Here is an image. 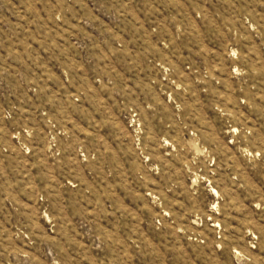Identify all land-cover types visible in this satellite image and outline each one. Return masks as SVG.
Segmentation results:
<instances>
[{"label": "rangeland", "instance_id": "1", "mask_svg": "<svg viewBox=\"0 0 264 264\" xmlns=\"http://www.w3.org/2000/svg\"><path fill=\"white\" fill-rule=\"evenodd\" d=\"M0 264H264V0H0Z\"/></svg>", "mask_w": 264, "mask_h": 264}, {"label": "bare ground", "instance_id": "2", "mask_svg": "<svg viewBox=\"0 0 264 264\" xmlns=\"http://www.w3.org/2000/svg\"><path fill=\"white\" fill-rule=\"evenodd\" d=\"M215 194H218L217 192L214 191Z\"/></svg>", "mask_w": 264, "mask_h": 264}]
</instances>
